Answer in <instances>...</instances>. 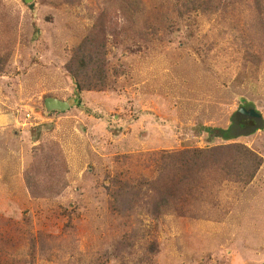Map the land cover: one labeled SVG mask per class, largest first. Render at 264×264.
Returning a JSON list of instances; mask_svg holds the SVG:
<instances>
[{"label": "rangeland", "instance_id": "rangeland-1", "mask_svg": "<svg viewBox=\"0 0 264 264\" xmlns=\"http://www.w3.org/2000/svg\"><path fill=\"white\" fill-rule=\"evenodd\" d=\"M125 2L132 18L120 0H0V264H264V129L215 132L243 105L264 121V0L181 18ZM100 12L108 82L77 93L65 65ZM50 97L79 105L46 113ZM232 143L262 160L248 183L206 171L160 216L161 188L131 194L160 187L164 155Z\"/></svg>", "mask_w": 264, "mask_h": 264}, {"label": "trees", "instance_id": "trees-1", "mask_svg": "<svg viewBox=\"0 0 264 264\" xmlns=\"http://www.w3.org/2000/svg\"><path fill=\"white\" fill-rule=\"evenodd\" d=\"M227 1L174 0L176 4L175 13L179 18L184 15L183 12H191V14L196 12L201 14L214 13L219 7H224L225 4H228ZM120 3L121 11L128 17L132 18V13L136 14V3H126L125 0H120ZM255 3L258 8L261 7L260 0H255ZM256 10L260 11V9ZM105 22V12H100L89 31V35L73 48L71 57L65 65L66 73L72 80L77 93L84 89H99L108 82V64L103 49V41L94 44L96 35L103 33ZM250 111H253L250 106H241L230 118L229 127L215 131L216 135L219 133L217 137L224 141H233L239 136L251 135L257 130L264 129V121L260 114L256 111ZM209 137L211 138V135ZM178 156L179 158H174V154L164 155L161 168V172H164L159 179L160 187L156 186L155 183L148 182L147 184L146 180L141 179L138 182V188H134L131 192L132 194L134 190H137L142 197L144 187L147 188L148 193V185L155 195L159 193L161 188L164 198L160 200L153 198L150 204L147 201L145 203V206H148L147 211L153 216L171 212L169 207L174 192L179 194L188 192L189 190L186 188L185 183L188 184L190 182L191 184L192 181L194 182L200 178L201 174L206 171L209 174L221 176L225 180H233L234 182L247 181L248 183L262 162L259 156L238 143L222 144L206 149L184 150ZM219 172H222V175L218 174ZM147 197L145 200H147Z\"/></svg>", "mask_w": 264, "mask_h": 264}, {"label": "water", "instance_id": "water-1", "mask_svg": "<svg viewBox=\"0 0 264 264\" xmlns=\"http://www.w3.org/2000/svg\"><path fill=\"white\" fill-rule=\"evenodd\" d=\"M25 2H30L31 0H24ZM78 100H67L62 101L53 97L45 98L44 100V109L46 113L49 112H64L67 111L70 107L77 105Z\"/></svg>", "mask_w": 264, "mask_h": 264}]
</instances>
